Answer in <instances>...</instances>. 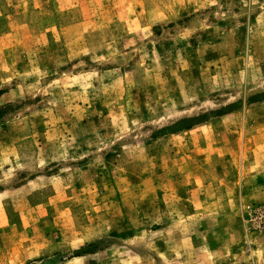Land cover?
<instances>
[{
    "label": "rangeland",
    "instance_id": "374dc122",
    "mask_svg": "<svg viewBox=\"0 0 264 264\" xmlns=\"http://www.w3.org/2000/svg\"><path fill=\"white\" fill-rule=\"evenodd\" d=\"M0 264H264V0H0Z\"/></svg>",
    "mask_w": 264,
    "mask_h": 264
}]
</instances>
